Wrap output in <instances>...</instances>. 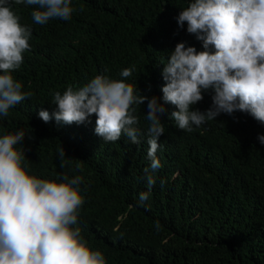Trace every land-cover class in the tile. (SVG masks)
Returning <instances> with one entry per match:
<instances>
[{
  "label": "trees",
  "instance_id": "obj_1",
  "mask_svg": "<svg viewBox=\"0 0 264 264\" xmlns=\"http://www.w3.org/2000/svg\"><path fill=\"white\" fill-rule=\"evenodd\" d=\"M191 0H72L67 21L51 19L35 24V6L9 3L20 23L31 29L30 49L24 53L14 79L32 96L0 116V136L23 130L24 166L30 175L65 182L82 178L83 204L77 224L92 250L103 253L106 264H264V135L261 122L246 112L221 113L204 124L212 125L256 164L247 182L233 186L226 177L205 186L193 198L182 201L183 186L173 176L180 168L179 152L186 134L179 133L170 118L176 107L163 101L162 69L176 44L203 51L202 41L177 24L179 13ZM209 51H214L209 46ZM133 68L132 76L120 72ZM96 75L125 79L136 85V94L155 96L166 111L162 158L167 181L149 189L145 171L147 101L134 105L139 119L140 143L121 135L106 142L95 134L93 114L84 123L71 125L51 118L44 122L39 111L56 110L53 95L74 89ZM213 92L202 90L203 99L191 110L212 107ZM217 122V123H216ZM215 123V124H214ZM63 147L65 157L58 155ZM100 158L101 168L87 176L73 168L72 159L85 152ZM147 193L145 200L140 194ZM188 198V197H187Z\"/></svg>",
  "mask_w": 264,
  "mask_h": 264
},
{
  "label": "clouds",
  "instance_id": "obj_2",
  "mask_svg": "<svg viewBox=\"0 0 264 264\" xmlns=\"http://www.w3.org/2000/svg\"><path fill=\"white\" fill-rule=\"evenodd\" d=\"M9 3L35 6L31 17L39 25L57 18L67 21L73 13L72 0H0V116L32 96L12 75L30 49L31 29L20 23ZM185 22L187 32L196 34L204 50L176 44L162 69L166 83L161 89L163 101L177 109L170 118L179 133L187 135L179 150L180 168L173 176L182 182V201L223 177L240 187L256 164L253 156L204 123L221 113L240 111L264 127V0H191L177 17L178 25ZM133 71L125 68L120 76L128 78ZM209 89L212 107L191 110L203 99L202 90ZM136 92V85L125 79L96 75L79 88L55 92L56 110L51 116L47 110L38 115L44 122L54 118L71 125L94 114L95 134L104 141L115 142L123 134L138 144L141 130L133 106L147 101L149 149L144 167L156 182L152 175L146 181L149 189L154 184L162 187L167 181L161 155L165 135L161 115L166 109L157 97ZM25 135L18 130L0 136V264H106L103 253L87 246L80 229L73 227L84 202L75 187L82 178L56 182L30 175L24 166L25 151L17 147ZM258 140L264 145V135ZM58 155L65 157L61 146ZM100 161L87 151L72 159L73 168L85 176L90 168H101ZM146 197L147 193L140 194L141 201Z\"/></svg>",
  "mask_w": 264,
  "mask_h": 264
}]
</instances>
